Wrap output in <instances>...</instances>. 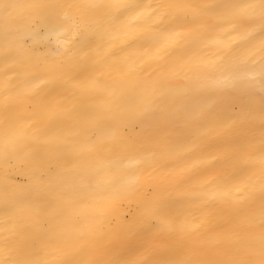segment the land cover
<instances>
[{"label": "bare ground", "instance_id": "bare-ground-1", "mask_svg": "<svg viewBox=\"0 0 264 264\" xmlns=\"http://www.w3.org/2000/svg\"><path fill=\"white\" fill-rule=\"evenodd\" d=\"M110 2L0 0V264H195L258 248L264 90L234 77L230 55L258 17L228 37L215 6L233 0H142L193 6L178 37L149 46L145 27L83 7ZM259 47L239 58L258 62Z\"/></svg>", "mask_w": 264, "mask_h": 264}, {"label": "snow or ice", "instance_id": "snow-or-ice-1", "mask_svg": "<svg viewBox=\"0 0 264 264\" xmlns=\"http://www.w3.org/2000/svg\"><path fill=\"white\" fill-rule=\"evenodd\" d=\"M20 7L36 10L44 7V5L33 3ZM83 7L89 10L106 7L112 10L110 19L113 24L123 21L130 28L145 27L151 35L145 38L144 43L149 46H155L156 44L164 46L180 35L177 29L186 26L185 17L187 13L184 10L193 6L171 2L153 6L151 4H144L142 0H128V2H125V0H113V2L106 5L89 3L83 5ZM215 7L230 22V30L225 32V35L228 37H231L233 33L239 34L247 21L258 17L260 21L259 30L245 33L230 49V55L233 57L231 70L237 79H243L247 75H251L253 79L259 76L261 88L264 90V0H258V3L252 2V0H233L231 3ZM50 23L53 27L57 26L54 22L50 21ZM68 23L75 27L74 21L69 20ZM59 27L64 26L59 25ZM257 40L260 41L258 49L259 61H252L250 58L240 59L242 51L248 49ZM206 63H208L209 67L216 68L215 61ZM249 63L255 66L252 70H249L247 67ZM257 68L258 71L256 70ZM122 195V192L114 191L109 193L106 198L115 200ZM161 212L162 209L159 207H145L144 209V214L149 217H159ZM97 213L100 219H103L107 215V211L103 206L98 207ZM261 215L264 216V208L261 209ZM260 228L261 234L259 236L258 248L242 243L226 259L201 260L195 262V264H264V222L261 223ZM14 264H39V262L35 260H19L15 261ZM59 264H71V262L62 260ZM110 264H114V262H110ZM181 264H193V262L186 261L181 262Z\"/></svg>", "mask_w": 264, "mask_h": 264}]
</instances>
